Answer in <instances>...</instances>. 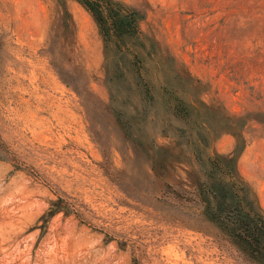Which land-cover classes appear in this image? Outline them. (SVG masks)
<instances>
[{"label":"rangeland","instance_id":"rangeland-1","mask_svg":"<svg viewBox=\"0 0 264 264\" xmlns=\"http://www.w3.org/2000/svg\"><path fill=\"white\" fill-rule=\"evenodd\" d=\"M83 1L0 0V264H264V0Z\"/></svg>","mask_w":264,"mask_h":264},{"label":"trees","instance_id":"trees-1","mask_svg":"<svg viewBox=\"0 0 264 264\" xmlns=\"http://www.w3.org/2000/svg\"><path fill=\"white\" fill-rule=\"evenodd\" d=\"M83 3L89 8L95 18L99 21L102 26V30L104 32L103 27V19L101 16V11L99 10L96 13L92 7L95 5L100 7L99 0H95L94 3L89 0H84ZM113 19V29L115 34L120 36L122 33H131L130 30L124 29L125 25L130 26V24L134 21L125 22L124 19H121L117 13V11H113L112 15ZM245 211V212H244ZM222 211L219 215H217L218 221L223 223L224 228H229V232L233 233L234 236L239 238L240 242L243 243L246 247L247 253L253 259L260 260L264 258V220L260 214H258L252 207H249L248 210L243 208L228 210L226 214V219L223 221L224 217L222 216ZM238 217L237 219L231 218V216ZM245 216L250 217L245 218ZM244 217V218H243ZM230 226H232L233 231L230 230Z\"/></svg>","mask_w":264,"mask_h":264}]
</instances>
